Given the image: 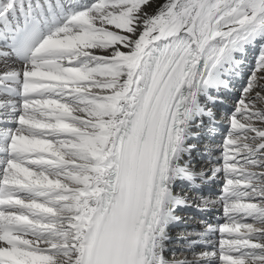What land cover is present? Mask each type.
<instances>
[{"label": "snow or ice", "instance_id": "snow-or-ice-1", "mask_svg": "<svg viewBox=\"0 0 264 264\" xmlns=\"http://www.w3.org/2000/svg\"><path fill=\"white\" fill-rule=\"evenodd\" d=\"M0 65V264H264V0H0Z\"/></svg>", "mask_w": 264, "mask_h": 264}, {"label": "bare ground", "instance_id": "bare-ground-1", "mask_svg": "<svg viewBox=\"0 0 264 264\" xmlns=\"http://www.w3.org/2000/svg\"><path fill=\"white\" fill-rule=\"evenodd\" d=\"M258 55H259V45H257L255 48H250L248 50V52H247V55H246L247 58L245 57V63H246V65H248V66H254L255 59H256V57ZM0 67H2V65H0ZM236 83H237V86H238L239 85V81H237ZM232 94H233V96H231ZM238 96H239V92L234 90L232 93H229L228 94V96L226 98L225 104H223V105L218 104L214 108V113H215V118H216L215 121L216 122H220L221 121L224 124H226L227 125L226 126L227 127V130H228V124H227V121H226V116L228 115L229 112H228V109L226 107L228 105H230V110H231L232 105H233L234 101L238 98ZM0 100H6V99L0 97ZM207 123H208V121H207V119H205V124L207 125ZM215 130H216V132H218L216 126H215ZM220 133H222V132H220V130H219V134L218 135L222 137V138H220L221 139L220 140L221 141L220 144H222L223 137L227 134V131H226V133L224 135H221ZM201 139H205L206 141L205 142H201L200 144H198L197 150L192 153L193 162L195 163V165H196V167L198 169L200 167H206L207 168V167H211L212 166L206 160V156H202L201 155L202 153L204 154V151L203 150L205 148V145H207L209 143L213 144L214 146L215 145H220V144L214 142L215 141L214 138H212L211 141H209V137L207 136L206 132L205 133H202L201 134V138L198 141H195V143L200 142ZM220 154L221 153H218L216 151V149H214V151H213V157L214 158L220 157ZM197 155H199V156H197ZM220 176H221V179H222V173L220 174ZM205 186H209V187L207 188ZM221 187H222V184L220 182H218V181H213L210 184H204V185H202L198 189V190H203L204 191V195L203 196H199L197 194V191H192L185 184L178 185L177 188H176V191H177V193H179L181 195L187 194L189 201H194V202H197L198 203L201 197H204V198H207V199L213 200V201H218L220 194L214 196L212 193H217V191L220 192ZM209 189L211 190V195L209 194ZM208 195L211 196V197H209ZM189 208H191L193 210L192 211H185V209L182 208V209L178 210V212H177V214L179 216H181L183 219L186 220L185 222H186V225L187 226L186 227H180L178 230H176V227L175 226H173L171 228L170 235L172 237V241L168 245V251H166L164 253L166 259L171 260L174 257L177 258V259L182 258L181 249L183 247V241L178 240L177 237L179 235H181V234H184L183 229L188 228L189 226H191V224H195L196 222L200 223L201 221H203L202 219L199 218L200 216H198L195 212L202 213L203 215L206 216V219L209 218V212L210 211H217V212L224 213L223 212V206L219 202H217L214 206L210 207L209 210H207V211H197L194 207H189ZM206 219H204V220H206ZM201 226H204L203 228L201 227L203 230L206 227V225H201ZM196 228H198V230L201 229L199 227H196ZM203 230H199V232H201ZM188 233H195V232L192 231V229H191V232L188 231ZM188 258H191V256L189 255Z\"/></svg>", "mask_w": 264, "mask_h": 264}, {"label": "rangeland", "instance_id": "rangeland-1", "mask_svg": "<svg viewBox=\"0 0 264 264\" xmlns=\"http://www.w3.org/2000/svg\"><path fill=\"white\" fill-rule=\"evenodd\" d=\"M246 58H247V56H246ZM232 101V100H231ZM230 103V102H229ZM228 103V104H229ZM227 109H230V105H228L227 107H226ZM216 119V118H215ZM215 123H223V122H216L215 121ZM224 124V123H223ZM227 125L226 124H224V126H216L217 127V130H218V132H216L217 133V135H215V137H214V142H216V143H218V144H220L221 143V139L220 138H222L221 136H219L218 134H219V130H220V132H222V133H220L221 135H224L225 133H226V131H227V127H226ZM219 128V129H218ZM223 129V130H222ZM218 140V141H217ZM206 140L205 139H201L200 140V142H197L196 144H197V146H198V144H200L201 142H205ZM216 151L218 152V153H220V151L218 150V149H216ZM199 154V153H198ZM202 156H208L206 153H202L201 154ZM197 156H199V155H197ZM205 187H209V186H205ZM209 196V195H208ZM209 197H211V196H209ZM185 209V211H192L193 209H191V208H189V207H187V208H184ZM198 218V217H197ZM186 220L185 219H183L182 218V221H181V223L179 224V225H175V227H176V230H178L180 227H186L187 225H186V222H185ZM199 225V226H198ZM196 227H199V228H203L204 226H201V224L200 223H198V222H196L195 224H191V226H189L188 228H186V229H183V232H184V234H188V231H190L191 232V229H193V228H196ZM199 229V230H203V229ZM187 231V232H186ZM171 250V249H170Z\"/></svg>", "mask_w": 264, "mask_h": 264}]
</instances>
